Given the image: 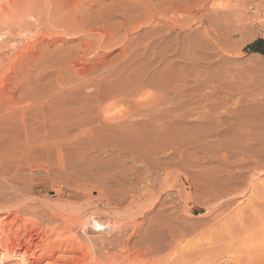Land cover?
Segmentation results:
<instances>
[{
	"label": "rangeland",
	"instance_id": "374dc122",
	"mask_svg": "<svg viewBox=\"0 0 264 264\" xmlns=\"http://www.w3.org/2000/svg\"><path fill=\"white\" fill-rule=\"evenodd\" d=\"M28 1L29 0H0V60H1L0 61V95L5 94L4 96H7V98H8V96L12 97L15 94H16L15 96H18V95L20 96V94L22 95L23 92H26V94L30 95V94L36 92L37 89H39V88L44 87L43 89H46L48 87V85H50V84H51V86H56V87L57 86L58 87L64 86V88L66 87V88L71 89V88H74L79 81H82V79H78V77L80 78V76H78V75H81V74L87 73V72L88 73H87L86 79L91 81L90 83L94 82L93 79H95V81L100 80L103 83L107 82L108 80L110 83L112 80H114L117 83L123 84V83H128L130 81L132 82V81L138 79V77H139V79H138L139 83H137L134 91L129 96L111 97V98H108L105 101H103V103H101V105L99 106L98 113H99V116L101 117V119H105V118L107 119V117H108L107 120H111L112 118H113L112 120H114V117H116V116L119 117V116H121V114H124L125 111L127 112L128 108L132 104L140 103V102L158 101L161 93H164L163 91L165 90V88H164L165 84H166L165 82H166V79L168 77L166 76V74L162 70L163 69L162 64L153 63V60L157 59V57L159 58V56H160L159 53L162 54L163 52H166V53H168V55L166 53H163L165 56H171V53H174L175 51H176V54H179L180 52H182V53H185L186 55L190 54L192 51H197L196 53H198L200 58H201V60L198 62V64L200 63L201 74H206L207 78L209 77L211 80L213 79V81H215L216 85L218 86L216 88L214 94H212L213 97L211 96L212 99L210 97L209 99H207L208 101L207 100H205V101H206V103H209V104L214 103V105H211V106L215 107L217 105L218 109H217V107L215 109L217 111V114H220V115L219 116L217 115L216 118L215 117L213 118V116H212V118L209 117V115L211 114V111L207 112V108H208V106H209V108H211V106L209 104H205L204 103L205 101H203V103H204L203 105L204 106L208 105V106L207 107L203 106L206 110H204L203 107H201V105L199 106L202 108L201 114H203L200 116L199 115L200 112L194 113L193 111H189V108H187V107H190V109L193 110L192 107L196 106V105L192 104L191 101L186 102L184 104V106L190 105V103H191L192 107L187 106L185 109H183V113L180 115V116H182L181 118L177 117L178 120L175 118L174 120H172L170 122H166V124L164 126L162 125L160 127H156L157 129L154 127L155 131H153L154 129H152V130L148 129L147 131L145 130V132H147V133L145 134V132H144L143 135L146 137H144L143 135L140 136V138L144 137V139L142 138L140 140V138H136L137 141L136 140L135 141L138 142L137 147H136V145H133L134 146L133 149H135V151H134L135 152V158H137V159H135L134 161L126 159L127 160L126 162H124L125 160H122V159L119 160L117 157H116L117 158L116 159L115 156H112L113 158L109 159V158H111V155H105L104 152L101 150L102 148H100V150H99V149H96V147H94V146H92V147L90 146V145H95L94 144L95 142H93L92 144H89V142H87L86 139H84V136L81 133H78L77 129L73 130L71 132V135L69 136L70 139L71 138L72 139L71 140L69 139L70 140V141L68 140L69 143L67 144V142H66V144L68 145L69 148L72 145V146H75L74 147L75 149L78 146H80L81 149L82 148L84 149V151H85L84 153L82 151L81 153L78 152L79 155L77 153L75 154L76 156H78V158L76 156H74V158L76 157L77 159H79V157L81 155V157H80L81 159H79L78 163H80L83 160L82 155L85 154L84 158L90 157L93 162L95 161L94 163L96 165L94 163L93 164L95 165V168H97V169H98L99 165H102L104 168L108 167L107 169L108 170L110 169V172L112 169L114 170V167H115V169H117V168L119 169V168L123 167V169H125V170L128 169L127 167H129V168L131 167V171H133L132 169H134V172L136 173L135 176L137 177L138 183L134 189L129 190L128 192L123 194L124 198L122 200L123 202H121L123 204H122V206H121V204H118V206L120 205L119 207L123 209L121 211L119 210L122 213L119 212V213H114L113 215L111 214V212H113L115 209L114 208L115 205L110 203V201L109 202L106 201L109 199L106 195L102 196L99 194V195H97L99 197L94 196V197H91L90 199H88L87 198L88 196H86L85 193L78 192L77 181L80 183V179H79V177L76 178V176H72L75 174L77 175V171L74 172V174H73V171L75 169H78V168L72 169L73 171L70 170V173L69 172L67 173L65 171L63 172L62 170H60L59 169L60 167L57 166L56 164H52V162H50L51 168L52 169L54 168L53 169L54 172H52L51 171L52 169L50 168L49 162L42 161V160L32 162L33 159H31V161L29 160L30 162L27 159H26V161H25V159L23 160L25 162V165L26 166L28 165V166H27V168L25 166L24 169L21 167L20 172H19V170H18V173L16 172L18 179L15 181L13 180V183L11 184V189L6 187L5 184L0 185V204L14 205V204H16L17 200L19 202L21 200L23 202L25 201L26 206L24 205L23 207L24 208L26 207V208L25 209L22 208L20 210L19 214H20L21 218H20V221L18 222V224L23 223L21 221L22 218H23V221L30 219L29 220L30 223H31V220L34 219V221L38 224H40V223L42 224L45 221L43 223V225H45L47 223V225H45V226H47L49 228V226H51V225L54 226L53 223H55V225H59V224L63 225L64 224V222L62 220H60L59 218H51V216H50L51 210L62 211V210H64L63 208H65V210L66 209L68 210L69 207H71L70 210L73 211L74 207H76V208L82 207L83 208L84 205H85L84 206V208H85L87 206V204L89 203V200L92 203H101L102 206L104 207V208L102 207V210H101L103 212H100V211L97 212L96 211V213H97L96 218H98V220H100V221L102 219V221H101L102 223H106V222L110 223L111 222L109 225H105V226L101 227V229H97V227L95 228V226L91 222H89L86 225L87 231H88L87 235L83 234L84 232L82 231V229H84V228H82L83 226L80 224H75L74 225L75 227L73 226L74 228H71L70 231L71 232L75 231V232H73V233H76L74 236L78 235V238L81 237L79 239L83 240L86 243H87L86 240L91 239L88 237H92L93 239H96V240L98 239L97 242L105 239V240H103L104 244H105V242H108V243H106L105 245L103 244V246L101 247V248H103V249H101V250H103L101 252V255L102 254L108 255V253L110 254V252L112 250V254H111L112 256L111 255L110 256H111V258L114 257V258L110 259L109 255H108L109 257H107L105 255L108 264H110V263L116 264V263H114V261H116L118 264H125V263L131 264L132 262H133L132 264H136V263L137 264H147V262L153 260L152 259L153 253H155L154 257L156 259L154 258V260L156 261L158 259L157 256L162 258L163 256L166 255L167 251L170 252V250H173L174 248H176L177 244H179V241L181 242L180 245H178L179 248L177 247L176 249H174L177 252L171 251V255L167 253V255L165 256L164 262L162 261L163 259L160 258L161 260L158 259V261H161V262H158V264H166V263H168V264L169 263L170 264H174V263H176V264L177 263L178 264H185V263L186 264H204V263L205 264H216V263L217 264H232V263L233 264H239V263L240 264H251V263L252 264H264V258H262V255L264 257V247H263L264 243H262V241L264 242V240H263L264 238H262V241H261V237H264V219H263L264 218V199H263L264 198V194H263L264 193V153H263L264 152V135H263L264 134V125H263L264 124V121H263V118H264V59L260 54L250 52L246 49V46L250 42H252L258 38L264 39V30H263L264 29V11L261 9V7L259 8L260 5L258 6V3L261 4L262 1L264 4V0H245L246 3L244 2V0H242V1L241 0H181V4L183 3L182 5L184 7L186 6L185 9L183 8L184 9L183 13H182L184 16L183 19L186 21L185 25L188 24L190 27H187V25H186L185 28L182 27L183 29L174 28V31L172 33H170V35L168 34V36L163 34L162 31H164V33H165V29H162L160 34L153 35L151 39H148L149 35H152L157 30H159L158 29L159 26L157 24L162 23V21L157 18V15H154L152 22L150 21L149 23H143V21H142L143 25L140 23H139V25L134 24V25H131L130 28L128 27V28L123 29V30H122V28H117L118 30L113 33L112 37H110L107 40V42L102 43L100 45L97 44V39H99L98 37L95 39L94 38L95 36L93 37L92 35H89V34L86 35L85 34L86 32H82L80 30V29H82L83 26L78 25L80 27L79 28L77 25H75V26H77V28L79 30H77L75 26H74L75 28L73 27L72 29H70V27H69V29L67 30V28L66 29L64 28L65 27L64 25H63L64 27L62 26L61 22H58V23H60V25H59L57 23L58 20L56 21V19H58L61 14L59 15V13L57 12L58 13V15H57V14L53 13V11L51 12V9H52L51 7H53L52 5H49V6L48 5H46V6L42 5L44 7V9L43 8L40 9L41 11L39 10V12H38L37 6L35 5V9L33 8V10L36 11V8H37V15H36V12H34L35 15H33L34 14L33 10L31 9L32 13H30L31 10L28 9V6H29L28 3L31 2L33 4V2L31 0L29 2ZM70 1L71 0H69V2ZM174 1L175 0H171L172 3ZM104 2L106 4L104 10H106V11L102 10L101 15H105L106 13H108L105 16V17H107L108 15L110 16V12H111V14L114 15V13L112 12L113 10L109 7L111 2H109V0H104ZM241 2H244L245 5L247 6L246 7V14H247V16H249V20L247 21L249 23H246V21H244V20L239 21V23H238V21L233 22V24L228 23L227 22L228 20L226 19L227 16L225 15V13L229 12L230 10L232 11V10L237 9L236 6L239 7L241 5ZM31 3H30V5H31ZM31 6L29 8H31ZM42 6H39V7H42ZM33 7H34V5H33ZM47 7H48V9H47ZM106 8H108V9H106ZM110 9H111L110 12L107 11ZM40 12H41V16L39 17ZM254 14H255V16H254ZM42 15L44 17H42ZM56 15H57V17H56ZM223 15H225V16H223ZM37 16H38V18H36ZM111 16L108 18H111ZM251 16H253V17H251ZM55 17H56V19H55ZM38 19L40 21L42 20L43 23L41 21V23H42L41 24ZM258 19L261 22H259ZM54 22H55V24H54ZM88 24H89V21L83 22L84 26H87ZM100 24L98 23L99 28L97 27L99 29V31L101 32L99 35L104 37V35H101V34H102V32L105 33V31L107 33V29L105 30V28L102 26V24L101 25ZM229 24H230V26H229ZM89 27L91 28V26H89ZM186 28L187 29L189 28V29L187 30ZM205 30L206 31L210 30L209 33L211 32L210 35L212 36L211 40L206 39V37L204 36L203 31H205ZM79 31H81V32H79ZM3 37L5 39H3ZM115 37H116V39H115ZM89 38L91 40H89ZM4 40H5V42H4ZM148 40H149V42H148ZM47 41L49 42V45H44V43ZM38 42H40V44ZM2 44H3V46H2ZM5 45H6V47H5ZM41 45H43L44 47L43 46L41 47ZM90 45L92 48L90 47V50L84 54L83 51L85 49H87ZM174 46H175V48L177 46H179V47H177L174 50V52H171L172 48H174ZM196 47L198 50L196 49ZM166 48L168 51L165 50ZM22 53L24 55H22ZM21 56H22V59H21ZM26 56L27 57L29 56V57L27 58ZM37 56H39V57L43 56V59L46 61L44 66H43V67H46V69L43 70L42 77H40L41 80L44 79L42 81L40 79H37L39 76L37 73V70L33 71V74L29 75V76H27L26 72L22 73V70L27 67L26 65H28L29 63L35 64V62L37 61V58H36ZM14 57H15V59H14ZM150 59H151V61H150ZM20 68H22V69H20ZM93 68L95 70H92ZM192 69H193L192 67L185 65V66H183L182 71L185 73L193 74L194 69H193V71H192ZM20 72L22 75L20 74ZM112 72H113V74H112ZM89 73H90V75H89ZM135 75H137V76H135ZM206 75H205V77H206ZM21 78H22V82L24 81V84L19 83V81H21L20 80ZM19 84L21 86L23 85V88L21 90L18 89ZM88 86H90V84ZM18 90H20V92H18ZM88 91H90L89 87L87 89L85 88L84 92H88ZM209 100H210V102H209ZM211 100H212V102H211ZM21 101H24L23 96H22ZM227 101H232V103L234 101H238L239 104H252V105L254 104V105H259V106L261 105L262 106L260 111H253V112H258V115H257V113H255V114L252 113L253 118L258 122L260 121V123H261V125H259L260 123L258 124L259 126H261V129H262L261 130L260 127H258L259 128L258 131L261 130V131H259L260 133L257 134V132H258L257 131V132H250V134H249L248 133L249 130L244 131V129H240L234 125V129H236V131H237V129L241 130V131L240 130L237 131L238 136L241 134L242 131L245 133H246V131H248L247 132L248 134L246 133V135L251 136L253 133H256L257 135L254 134V136L261 139V141L258 138H257V140L252 141L253 143H251V145H249V147L252 146V148L248 147L249 149L242 151V150H239L238 148L236 149V147L231 145L233 143V141L237 140L236 138H240V137H238L236 135V132L233 130V126L232 127L228 126V125H231V124H229V122L227 120L229 118L228 115L229 114L231 115L229 108H227L229 106L221 108V106L223 107L222 104H224V105H225V103L228 104ZM229 104H231V103H229ZM231 106H233V104ZM198 109L196 111H198ZM230 109H231V107H230ZM203 110L205 111L204 113H203ZM226 110L229 112V114H227ZM206 112L209 113L208 116H207ZM197 113H199V114H197ZM234 115L236 116L238 114L232 113L231 116H234ZM256 115L258 117H256ZM239 117H240V115H239ZM238 119L239 118H237L236 121H238ZM260 119L263 122H261ZM221 120H222V122H221ZM223 121H224V123H223ZM227 123H228V125H227ZM211 127H213V128H211ZM210 128L214 129L215 131L217 130L219 132V134H215L216 137L215 136H211V137L208 136V139L210 140V141L208 140L209 142L215 143L216 140L218 142L220 140V138L218 140V137H221V139L223 137H225V138L227 137L228 141L231 139L232 143H231V141H229L228 146H226V147H228V149L223 144H221L222 146H224V149H227V151H225L223 149L222 150H216L217 148L214 149V147H216L215 145L217 143L213 146V149L211 150V148H212V147H210L211 143L209 144L210 145L209 146L207 144L208 141H206V140L204 142H206V144L209 146V148L207 147V145L203 141H201V142H203L202 143V145L204 144L203 146H206L208 148L207 149L208 151L202 149L204 147H201L202 145H199L201 143H200V141H197V140L204 139V138H202L201 135L204 133L205 130L210 131ZM81 130H83V129H81ZM202 130H204V131H202ZM227 130H229V131H227ZM201 132H202V134H201ZM243 132H242V134H245ZM152 133H154V134H152ZM81 135L83 136L82 138H81ZM217 135H219V136L217 137ZM220 135H222V136L225 135V136L222 137ZM77 136L79 137V140L75 139V138H77ZM232 136L234 137V139ZM235 136H236V138H235ZM177 137H179V138H177ZM200 137L202 139H200ZM203 137H206L205 139H207V136H203ZM98 138H99V135H98ZM142 140H144V142ZM222 140L218 142L217 147H219V145H220L219 143H223ZM140 141H142V142L140 143ZM136 142H135V144H136ZM193 142H194L195 146H194ZM74 143H76V144L79 143L80 145L77 144V146H76ZM103 143L100 142L99 146L101 147L102 145H104ZM143 143H147V144L143 145ZM189 143H190V145H188ZM197 143H198V145H196ZM214 143H212V144H214ZM224 143H225V141H224ZM139 144L141 145V148H140ZM233 144H235V142ZM85 145L86 146L88 145V146L86 148H84ZM165 145H166V147H165ZM144 146H146V147H144ZM198 146H199V148H198ZM149 147H150V150H149ZM255 147H256V149H255ZM142 149L145 151V153H143L144 151ZM200 149H202V150H200ZM98 150L102 151V152H99ZM147 151H148V153H147ZM178 151H182V152L180 153ZM188 151H189V153H188ZM149 152H150V154H149ZM90 154H91V156H90ZM146 154L148 156H146ZM172 154H174V155H172ZM99 155H102V156H99ZM104 155L106 156V158L108 156L109 157L106 159ZM99 157H100V161L103 159L102 162H100L98 160ZM95 158L98 161H96ZM104 158L107 161L104 160ZM140 158H141V160H140ZM163 158H166V160L165 159L163 160ZM158 160H161V161H159L161 163V164L159 163V166H158V162H157ZM26 162L28 164H26ZM154 162H156V163H154ZM146 163L147 164L149 163V164L147 165ZM116 164H117V166H116ZM200 165H201V167H200ZM256 165H257V167H256ZM22 166L24 167L23 162H22ZM102 166H100L99 168H102ZM124 166L126 168H124ZM29 168H30V170H29ZM58 169H59V171H61V173L59 171H57ZM107 169H105V170L108 171ZM46 170H48L49 172ZM141 170H143V171L141 172ZM101 171H104L103 168ZM137 172H139L138 173L139 175L137 174ZM205 175H208V176H205ZM232 175H233V177H232ZM71 177H72L73 181H71ZM209 177H211V178H209ZM229 178H231L232 181H231V179L229 180ZM15 179H16V175H15ZM29 179H31L32 181ZM199 179L201 181H199ZM27 180L31 181L29 183V185L31 184L32 186L28 185L29 181L27 182ZM74 180H76V181H74ZM142 180L144 181V183ZM73 182H76V183L74 184ZM208 182H209V184H208ZM218 182L219 183L221 182V183L219 184ZM201 183L203 184L204 188H203V186L201 187V185H202ZM72 184L75 186H73ZM70 185L72 187H70ZM140 185H142V188L140 187ZM180 185H181V187H180ZM218 185H220L221 188L224 187V189H226V190L228 189V186H230L231 188L233 187V189L227 190V192L226 191L219 192V191L224 190V189H218L220 187ZM201 188H203V189H201ZM215 190L216 191L218 190L217 192H219V194H217V192H215ZM28 191H30V192H28ZM92 192L96 193L95 191H92ZM140 192H143L145 194V196L142 195ZM131 193H134V197L132 196L133 194H131ZM137 193L141 194V195L139 194V198H138V195H136ZM206 193L209 195H207ZM220 193H221V195H220ZM224 193L225 194L227 193L226 196ZM233 193H234V195H233ZM222 194H223V196H222ZM214 195H217V196L220 195L221 197L219 198V196L217 197ZM35 197H37V198H35ZM226 197H230L231 199L226 198ZM259 197H261V198L259 199ZM10 198H13V199H10ZM103 198H104V200H102ZM207 198H208V200H207ZM32 199H34V200H32ZM53 199H56V200L54 201ZM258 199H259V201L262 199L260 201L261 204L259 203ZM32 201H33V203H32ZM162 201H163V203H162ZM226 201H227V203H226ZM256 201L260 205H257L258 203ZM39 202H40V204H39ZM73 202L76 204L74 205ZM105 202H107V203H105ZM224 202H225V204H224ZM44 203L48 207H46L44 205ZM32 204H33V206H32ZM109 204H112V205H109ZM27 205L30 206L29 209H27V207H28ZM38 205H41L42 207H40ZM60 205H64L62 210L60 209L61 208ZM107 205H109V206H107ZM31 206L34 210L31 208ZM110 206H111V208H110ZM112 207H113V209H112ZM76 208H74V209H76ZM129 208H131L133 210L135 208V210L133 211V210H130ZM208 210H209V212H208ZM253 210H254V212H253ZM131 211H133V213L135 211L136 212L133 214ZM25 212H27V213L25 214ZM106 212H108V213L105 214ZM201 212L203 214H200ZM125 213H128V216L131 215L133 217V219H132V217L126 218L124 216H121L122 214H125ZM28 214H29V216H27ZM24 215H26V216H24ZM38 215H40L41 217ZM98 215H100V216H98ZM256 215H257V217H256ZM4 216H6L5 213H0V240L2 238V240L4 241V244H0V259H1L0 264H19V263L23 264L21 261L23 247L20 246V248H18L14 251L13 245L10 244V242H12L11 238H13V236H11L10 240L5 242L6 229L3 226L5 225V222L7 220H9L10 218L8 217V219L6 218V220H5V218H3ZM117 216H119V217L121 216L123 218L120 219ZM30 217H32V219ZM50 218H51V221L48 220ZM106 219L107 220L109 219V221H106ZM125 219H128V220L126 221ZM55 220H56V222H55ZM27 221H26V223H27ZM29 221H28V224L30 225ZM124 221H126V222L121 223V225L123 226L122 227L120 225V222H124ZM131 221H132V223H131ZM133 221H135V222H133ZM149 221H150V223H149L150 225L152 223L156 224V225L152 224V226H150L147 223ZM169 221H170V223H169ZM164 222H165V224H164ZM134 223H135V225H134ZM136 223L139 226V227L137 226V228H136ZM158 223H160V224H158ZM162 223H163V225H162ZM145 225H149V226H145ZM159 225L162 229H158ZM164 225L167 227L168 230L166 229V227H164ZM76 226L77 227L79 226L80 229L78 228V230H77ZM106 226H108V228H106ZM154 226H157L155 228H157L158 230H155ZM173 226L176 229H177V227H179L178 229H180V231H181L180 235H179L181 238L178 236V237H176L175 241H172L169 238L171 232L174 230L176 231V229H174ZM125 227H126V229H125ZM170 227H172V229H173V230L171 229L172 231H169ZM119 228H121V229H119ZM140 228H141V231H140ZM144 228L145 229L150 228V230L153 229V231H151V232L149 231V229H147V230L150 232V235L152 234V236H153L152 239L156 238V240H154V241L151 240L150 235H149L150 238L147 237V240H146V238H144V241L145 242L148 241L147 242L148 244L145 243L142 240V238L140 240L139 239L140 235H142V237H143L144 233H145L144 235H147L149 233V232L145 231ZM3 230L5 232H3ZM58 230H61V229H57V231ZM57 231H56V233H57ZM70 231H68V232L66 231L67 233L65 232V234L62 232V230L60 231L61 233L58 231V234H57L58 236H56V237L59 238V235H61L60 236L61 239L63 238V239H67V240H72L73 234ZM155 231L158 233V235L155 233ZM182 231H183V233H182ZM210 232H211V234H210ZM68 233H71L72 235L68 234ZM195 233H197V234H195ZM220 233L221 234L223 233L222 234V236H223L222 240L220 239L221 237H219V235L221 236ZM227 233H229V234H227ZM112 234H114V235H112ZM161 234H163V235L165 234L168 237V238L166 237V239L168 241L165 240V235L163 237ZM224 234H226V235H224ZM89 235H91V236H89ZM111 235L114 238L111 237ZM154 235H156V236H154ZM216 235H218V236H216ZM1 236H3V237H1ZM99 236L102 238L101 240H100ZM115 236H117L118 238L115 239L116 238ZM121 236L123 237V240H120V241H122V243L121 242L119 243L118 239L122 238ZM158 236H160V237L162 236L163 238L159 237L160 238L159 239ZM214 236H216V237H214ZM53 237H55V235ZM106 239H108V240L112 239V240H110L111 243L109 244L110 241H106ZM157 239L159 240V242L157 241ZM177 239H179V240L176 241ZM193 239H194V241H193ZM138 240H140L141 242H144L145 244L144 243L143 244H144V246L146 245L147 248L150 245L149 242L153 243V244H151L153 246L149 247L151 249H152V247L155 246V241H157V244H156L157 246H155V248H157L158 251H157V249L154 250L155 248H153L152 250L150 249L151 251H147V252L150 253L153 251V253H151V255H149V253L146 252V250H149V249L143 248V249H145L144 251H143V249H140V248H142L141 245H143V244L142 243L140 244V241H138ZM88 241H90V240H88ZM112 241L115 242V245H113L114 243H112ZM127 241H129L128 244L131 247L132 246L135 247L134 245L136 244L137 245L135 247L136 249L135 248H128L130 246H128V244H126ZM207 241H209V242H207ZM218 241H219V244H218ZM132 242H134L133 245H131ZM136 242H138V243H136ZM160 242L161 243L163 242L164 244H161ZM184 242H186V243H184ZM116 243H118L119 245L122 244L124 247H126L125 250L130 249L133 252H131L129 250L125 251L123 246H119V250H118L117 249L118 247H116V246H118V244H116ZM158 243H160L161 246L164 245L165 247H167L168 244H169V246L167 247V249L162 246V248L165 249V251H164L161 249V247L158 248ZM171 243H173V245L175 243L176 246L174 245V248H173V245ZM107 244L110 246L112 244V246L110 247ZM170 244L172 245V247ZM186 244H188L189 246ZM194 244L197 247L194 246ZM208 244H209V246H207ZM138 245L141 247H139ZM221 245H223L225 247L223 248V246H221ZM104 246H105V248H104ZM106 246H108L111 249L109 250V248L108 247L106 248ZM181 246H182V249H180ZM185 246H186V248L188 246V248L187 249L184 248ZM219 246H220V249H219ZM114 247L117 251L114 249ZM120 247L122 248V250ZM200 247L202 248V250H200L201 249ZM207 247H208V249H207ZM211 247H212V249H211ZM206 249L209 252H205ZM226 249H227V251H226ZM240 249H242V250H240ZM256 249H257V251H256ZM92 250H93V247H91L89 256L91 255ZM105 250L106 251L109 250L108 253H106ZM120 250L122 251V253H120V254H122L123 256L119 255V252H121ZM186 250H188V252ZM221 250H223L224 252ZM104 251H105V253H104ZM113 251L117 252L118 255H116V258L118 260L115 259L116 253H113ZM127 251L131 254V256L129 255V253ZM94 252H96V250H93V254H94ZM136 252H138V253H136ZM220 252H222V253H220ZM243 252H244V254H243ZM126 253H128V255L131 258L129 256L127 257ZM133 253H135L137 255H135ZM199 253L201 255L205 253L208 259L206 258L205 254L203 256H205V258L207 260H205L204 257L199 256L200 255ZM38 254H39V252H36L35 257H37ZM60 254H61L60 251H56L54 253V257L51 259H47V258H36L35 259V257L33 258L31 255H29L31 257H28V261L26 264H52L55 261V259L58 256H60ZM93 254L91 256L93 258V256L95 255L94 256V258H95L96 253L94 255ZM61 255H65V254L62 253ZM69 255L70 254H66V256H64V257H66V259H67L68 257L72 256V254L70 256ZM125 255H126L127 259H126ZM257 255L259 256V259H258ZM89 256H87L86 259ZM167 256H169V258ZM179 256H180V258H179ZM184 256H186V257H184ZM196 256L198 258H195ZM245 256H247V257H245ZM103 257H104V255H103ZM122 257H124L123 261H121ZM133 257H135V258H133ZM63 258H62V260H63ZM92 258H90V260L88 258L90 263L86 262V264L87 263L92 264V262H91ZM138 258H139V261H138ZM211 258H212V260H211ZM213 258H214V260H213ZM52 259L54 261H52ZM130 259L132 262H129ZM134 259H136V260H134ZM147 259H149V260H147ZM169 259H170V262H168ZM172 259H176L175 260L176 262ZM185 259H186V261L188 260L187 262H189V263H187L185 261ZM237 259H239V260H237ZM50 260L52 261V263H50L51 262ZM88 260H84V261H88ZM171 260L174 263H172ZM199 260H201V261H199ZM253 260H255V261H253ZM125 261H127V262H125ZM155 261H152V263L151 262L150 263L151 264H157ZM177 261H180V262H177ZM190 262H192V263H190ZM150 263H148V264H150Z\"/></svg>",
	"mask_w": 264,
	"mask_h": 264
},
{
	"label": "bare ground",
	"instance_id": "6f19581e",
	"mask_svg": "<svg viewBox=\"0 0 264 264\" xmlns=\"http://www.w3.org/2000/svg\"><path fill=\"white\" fill-rule=\"evenodd\" d=\"M30 1V0H29ZM28 1V2H29ZM33 2V4L31 3H28V9H32L33 8L35 9V5L37 6L38 8V12L40 9H44L43 6H46V5H52L53 7H51V12L53 11V13L57 14L59 13L60 17L58 19H56L57 23L58 22H61L62 26L67 30L69 29H72L75 25H79V26H83L82 29H80L82 32H86L85 34L86 35H92L95 39L98 37L99 39H97V44H102V43H105L107 42V40L112 37L113 33L116 32L118 29L117 28H122L123 29H126V28H130L131 25H134V24H137L139 25L142 24V21L143 23H149L150 21L152 22V19L154 17V15H157V18L159 20L162 21L161 24H157L159 27L154 34L152 35H149V38L148 39H151L153 35H158L161 33L162 29H165V33L164 31L163 34L164 35H167L168 34L170 35V33H172L174 31V28H180V29H183L182 27H190L188 24L185 25L186 21L183 19V10L185 9V7L181 4V0H175L173 3L171 2V0H109L110 3V8L113 10L112 12L114 13L111 14V9L110 10H107L110 12V16L111 18H108L110 17L109 15L107 17L106 13L105 15H101V12L102 10L105 9V2L104 0H71L69 2V0H31ZM242 1V0H241ZM244 2L246 3V1L244 0ZM244 2H241V5L239 7L236 6L237 9L235 10H228L229 12H226L225 15L227 16L226 19L228 20L227 22L230 23V24H233V22H237L239 23V21L241 20H244L246 21V23H249L247 22L249 20V16H247L246 14V5ZM114 4V5H113ZM194 4V3H193ZM34 5V7H33ZM43 5V6H42ZM109 5V4H108ZM260 5V6H259ZM31 6V8H29ZM39 6H42V7H39ZM194 6V5H193ZM258 6L259 8L261 7V9L264 11V4H263V1L261 4L258 3ZM108 7V8H109ZM37 8H36V11L33 10V13L36 12V15H37ZM106 8V9H108ZM184 8V9H183ZM46 9V8H45ZM48 9V7H47ZM32 10L30 13H32ZM248 10V9H247ZM41 11V10H40ZM106 11V10H104ZM58 12V13H57ZM254 12V11H253ZM48 13V12H47ZM256 13V12H255ZM39 14V13H38ZM46 14V13H45ZM54 14V15H55ZM224 14V13H223ZM35 15V13L33 14ZM194 15V14H193ZM223 15V16H225ZM32 16V15H31ZM41 16V12L39 14V17ZM255 16V14H254ZM33 17V16H32ZM42 17H44L42 15ZM194 17V16H193ZM253 17V16H251ZM38 18V16L36 17ZM48 18V17H47ZM108 18V19H107ZM40 19V18H39ZM38 19V20H39ZM257 19V18H256ZM45 20V19H44ZM40 21V20H39ZM42 21V20H41ZM40 21V23H41ZM89 21V24L87 26H84L83 25V22H87ZM185 21V22H184ZM243 21V22H244ZM259 21V19H258ZM111 22V23H110ZM226 22V23H227ZM261 22V21H259ZM263 22V21H262ZM43 23V21H42ZM41 23V24H42ZM98 23L102 24V26L105 28V30L107 29V33L105 31V33L102 32L101 35H104L103 36H100L99 34L101 33L99 31V26H98ZM225 23V24H226ZM227 23V24H228ZM245 23V24H246ZM55 24V22H54ZM60 25V23H58ZM100 24V25H101ZM190 24V23H189ZM226 24V25H227ZM229 24V26H230ZM252 24V23H251ZM250 24V25H251ZM254 24V23H253ZM143 25V24H142ZM67 26V27H66ZM76 27L77 30H79L78 28ZM78 26V27H79ZM91 26V28L89 27ZM232 26V25H231ZM44 27V26H43ZM47 27V26H46ZM74 27V28H75ZM94 27V28H93ZM98 27V28H97ZM80 28V27H79ZM227 28V27H226ZM187 29V28H186ZM189 29V28H188ZM187 29V30H188ZM208 29V28H207ZM206 29V30H207ZM75 30V29H74ZM203 31L204 33V36L206 37V39L208 40H211L212 39V36L210 35L211 32L209 33L210 30L208 31ZM65 31V30H64ZM79 31V32H81ZM186 31V30H185ZM213 31V30H212ZM119 32V31H118ZM153 32V31H152ZM226 32V31H225ZM42 34V33H41ZM81 34V33H80ZM84 34V35H85ZM224 34V33H223ZM46 36V35H45ZM91 36V37H92ZM86 37V36H85ZM90 37V38H91ZM92 37V38H93ZM120 37V36H119ZM163 37V36H162ZM227 37V36H226ZM89 38V40H91ZM3 39H5L3 37ZM42 39V38H41ZM116 39V37H115ZM121 39V38H120ZM131 39V38H130ZM134 39V38H133ZM47 40V39H46ZM45 40V41H46ZM51 40V39H50ZM119 40V39H118ZM155 40V39H154ZM153 40V41H154ZM117 41V40H116ZM115 41V42H116ZM152 41V40H151ZM5 42V40H4ZM42 42V41H41ZM133 42V41H132ZM149 42V40H148ZM196 42V41H195ZM3 43V42H2ZM40 44V42H38ZM43 43V42H42ZM41 43V44H42ZM149 44V43H148ZM44 45H49V42H45ZM92 45V44H91ZM91 45L85 49L83 52L84 54L86 52H88L90 50V47ZM152 45V44H151ZM3 46V44H2ZM43 45H41L42 47ZM93 46V45H92ZM126 46V45H125ZM129 46V45H128ZM189 46V45H188ZM6 47V45H5ZM44 47V46H43ZM169 47V46H168ZM179 47V46H177ZM176 47V48H177ZM92 48V47H91ZM164 48V47H163ZM175 46L174 48H172V51L171 52H174V50L176 49ZM181 48V47H180ZM195 48V47H194ZM189 49V48H188ZM197 49V47H196ZM195 49V50H196ZM153 50V49H152ZM167 50V48L165 49ZM170 50V49H169ZM179 50V49H178ZM181 50V49H180ZM194 50V49H193ZM198 50V49H197ZM161 51V50H160ZM168 51V50H167ZM191 51V50H190ZM82 52V53H83ZM170 52V53H171ZM180 52V51H179ZM197 51H192L190 54H185V53H182L180 52L179 54H176V51L174 53H171V56H165L163 53H166V52H163L162 54L159 53V58L157 57V59L153 60V63H157V64H162L163 66V72L166 74V76L168 77L166 79V84H165V90L163 91L164 93H161V95L159 96L160 98L158 99V101H155V102H140V103H134L132 104L127 112L125 111L124 114H121V116L119 117H114V120H107L105 119H101V117L99 116V113H98V110H99V106L101 105V103H103V101H105L106 99L108 98H111V97H115V96H129L135 89L137 83H139V77L138 79L134 80V81H130L128 83H123V84H120V83H117L115 82L114 80H110L111 82L109 83V80L107 82H101L100 80H97L92 83H90L91 81L87 80L86 79V76H87V73H83L81 75H78L80 76V78L78 77V79H82V81H79L76 86L74 88H64V86L62 87H56V86H51L48 85V87L46 89H43V88H39L37 89L36 92L32 93V94H26V92H23L22 95L20 94V96H15L13 95L12 97L8 96H4L5 94H1L0 95V185L2 184H5L6 187H8L9 189H11V184L13 183V180H17V173H18V170L20 172V168L22 167L23 169L25 168V162L23 161L26 159L29 161L32 160V162H35V161H38V160H42V161H46V162H52V164H56L57 166H59L58 168L60 170H62L63 172H69L70 173V170L72 169H75V168H78V169H75L73 171V174L74 172L77 171V175H72V176H76V178L79 177L80 179V183L77 181V185H78V192H82V193H85L86 196H88L87 198L90 199L91 197H94V196H97V195H106L109 199L106 200V201H110V203H112L114 206V211L111 212V214L113 215L114 213H119L121 210H123L122 208H120L118 206V204H122L121 202H123V194L128 192L129 190H132L136 187L137 185V177L135 176L136 173L134 172V169H132L133 171H131V167H127L128 169L125 170L122 168H117L115 169L114 167V170L112 169L111 172H110V169L108 170L106 167L104 168L102 165H97L98 166V169L95 168V161L93 162L92 159L89 157V158H84V155H82V158L83 160L78 163L79 159H81V155L78 158V156H76L75 154L78 152H82L83 153L85 152L84 149L80 148V146H78L76 149L74 148L75 146H72L69 148L68 147V140L70 139V135H71V132L73 130H78V133H81L83 136H84V139H86L87 142H89V144H92L93 142H95L94 144L95 145H90L91 147L94 146L96 147V149H99L102 148L101 150L104 152L105 155H111V158L109 159H112L113 157L112 156H115V158L117 157L119 160H125L124 162H126L127 160H132L134 161L135 159V149H133V145H136L137 147V143L136 142V138H140V136L143 135V133L145 132V130L147 131L148 129H154V127H160V126H164L166 124V122H170L172 120H174L175 118L177 119V117L181 118L182 116H180L182 113H183V109H185L187 106H191V103L196 105V106H191L193 108L190 109V107H187L189 108V111H193L194 113L195 112H200L197 113L199 114L200 116L203 115L201 114L202 112V108L205 104H209V103H206L205 100L209 99L212 94H214L216 88L218 87L215 83V81H213V79L211 80L209 77L207 78V75L206 74H201V67H200V63L198 64V62L201 60L200 56L198 53H196ZM16 54V53H15ZM20 54V53H19ZM168 55V53H166ZM22 55H24L22 53ZM26 55V54H25ZM33 55V54H32ZM31 55V56H32ZM149 55V54H148ZM154 55V54H153ZM156 55V54H155ZM202 56V55H201ZM27 57V56H26ZM29 57V56H28ZM27 57V58H28ZM37 61L34 63H29L28 65H26L27 67L25 69L22 70V73H25L27 74V76L29 75H32L33 74V71L37 70V73H38V78L37 79H40V77H42V72L43 70L46 69V67H43L44 64H45V60L43 59V56L39 57L37 56ZM15 59V57H14ZM21 59H22V56H21ZM26 60V59H25ZM1 61V60H0ZM3 61V60H2ZM14 61V60H13ZM28 61V60H27ZM151 61V59H150ZM148 62V61H147ZM18 63V62H17ZM127 63V62H126ZM3 64V63H2ZM190 66L194 69V73L193 74H190V73H185L182 71L183 69V66ZM46 66V65H45ZM203 66V65H202ZM25 67V66H24ZM49 67V66H48ZM22 69V68H20ZM192 69V71H193ZM92 70H95L94 68ZM94 72V71H93ZM96 72V71H95ZM92 73V72H91ZM206 73V72H205ZM21 74V72H20ZM19 74V75H20ZM113 74V72H112ZM22 75V74H21ZM90 75V73H89ZM88 75V76H89ZM206 75V77H205ZM26 76V75H25ZM108 76V75H107ZM137 76V75H135ZM99 77V76H98ZM203 77V78H202ZM20 78V77H19ZM24 79V78H23ZM99 79V78H98ZM21 81H19V83L21 84H24V81L22 82V78L20 79ZM44 80V79H42ZM41 80V81H42ZM2 81V80H1ZM117 81V80H116ZM18 83V82H17ZM16 83V84H17ZM90 84V86H88ZM72 85V84H71ZM17 86V85H16ZM19 86V87H18ZM18 89H22L23 88V85L21 86L20 84L18 85ZM16 87V88H17ZM89 87V90L88 92H84L85 88L87 89ZM20 90H18V92H20ZM84 93H83V92ZM3 92V91H2ZM4 96V97H3ZM22 96L24 97V101H21L22 100ZM213 97V96H212ZM211 97V99H212ZM204 99V100H203ZM191 101L190 105H185L184 104L186 102H189ZM203 101H205L203 103ZM208 101V100H207ZM210 102V100H209ZM212 102V100H211ZM202 103V104H201ZM228 104L225 103L222 104L223 107L221 106V108H224V107H227L229 108V111L231 112V115L232 113H236L238 115H234V116H231L229 114V112L227 111V114L228 115V122L229 124L231 125H227L232 127L233 126V130L236 132V135L238 134L237 131H239L240 129H244L245 130H249L246 131V133L248 132L250 134V132H257L258 131V127H260L261 129V123L260 121H256L254 118H253V114L252 113H257L258 115V112H253V111H260L262 106L260 105H252V104H239L238 101H234L232 103V101H227ZM231 103V104H229ZM199 104V105H198ZM233 104V106H231ZM201 105V107H199ZM210 106L211 105H214V103L212 104H209ZM206 106V105H205ZM204 106V107H205ZM208 106V105H207ZM206 106V107H207ZM220 106V105H219ZM195 107V108H194ZM203 107L204 110H206L205 108ZM218 109V106L216 105L215 107L214 106H211V108H207V112L211 111V114L209 115V117L213 118L217 117V115L219 116L220 114H217V111H216V108ZM231 107V109H230ZM198 111H196L197 109ZM220 109V108H219ZM195 110V111H194ZM201 110V111H200ZM203 110V113L205 112ZM185 111V110H184ZM102 112V111H101ZM207 116L209 113H207ZM221 112V111H220ZM261 113V112H260ZM259 113V114H260ZM222 114V113H221ZM262 114V113H261ZM240 115V117H239ZM256 115V117H258ZM198 116V115H197ZM225 116V115H224ZM204 117V116H203ZM235 117V118H234ZM103 118V117H102ZM201 118V117H200ZM210 118V119H211ZM221 118V117H220ZM225 118V117H224ZM238 119V121H236ZM258 119V118H257ZM178 120V119H177ZM181 120V119H180ZM198 120V119H197ZM204 120V119H203ZM223 120V119H222ZM221 120V122H222ZM235 120V121H234ZM261 120V119H260ZM218 121V120H217ZM263 121H264V118H263ZM261 120V122H263ZM214 122V121H213ZM227 122V121H226ZM224 123V121H223ZM260 123V124H259ZM259 124V125H258ZM208 125V124H207ZM234 125L237 126L238 128L240 129H234ZM264 125V124H263ZM173 126V125H172ZM184 126V125H183ZM166 127V126H165ZM210 127V126H209ZM220 127V126H219ZM236 127V128H237ZM192 128V127H191ZM194 128V127H193ZM213 128V127H211ZM210 128V131H204V133L202 134L201 132V137L200 139L202 140H197V141H200L201 144L199 145H202V143L206 140L208 141V136L211 137V136H215V134H219V132L214 129H211ZM222 128V127H221ZM83 129V130H81ZM157 129V128H156ZM166 130V129H165ZM172 130V129H171ZM194 130V129H193ZM214 130V131H213ZM262 130V129H261ZM259 130V131H261ZM150 131V130H149ZM155 131V129L153 130ZM229 131V130H227ZM241 131V130H240ZM257 132L260 133V132ZM198 132V131H197ZM216 132V133H215ZM243 132V131H242ZM241 132V136L237 135L238 137L240 138H235L237 140L233 141V143L235 142V144L232 143L231 139L229 141H231V145H233L234 147H236V149L238 148L239 150H242V151H245L249 148H252L249 147V145H251V143H253L252 141H255L257 140L258 137H255L254 134L256 133H251L252 135H246L245 134H242ZM147 132H145L146 134ZM159 133V132H158ZM157 133V134H158ZM167 133V132H166ZM247 133V134H248ZM150 134V133H149ZM154 134V133H152ZM235 134V133H234ZM256 134V135H257ZM262 134V133H261ZM260 134V135H261ZM81 135V138L83 137ZM98 135H99V138H98ZM148 135V134H147ZM151 135V134H150ZM167 135V134H166ZM193 135V134H192ZM264 135V134H263ZM144 136V135H143ZM203 136H207V139H205L206 137H203ZM219 135H217L218 137ZM222 136V135H220ZM225 136V135H223ZM222 136V137H223ZM259 136V135H258ZM146 137V136H144ZM144 137H142L144 139ZM149 137V136H148ZM152 137V136H151ZM158 137V136H157ZM195 137V136H194ZM216 137V136H215ZM233 137V136H232ZM261 137V136H260ZM140 138V140L142 139ZM155 138V137H154ZM153 138V139H154ZM179 138V137H177ZM181 138V137H180ZM214 138V137H213ZM220 138V140H219ZM225 137H223L221 139V137H218V140L221 141L223 143H219V147L218 146V142L217 140L214 142H209L208 141V145L211 148V150L213 149V146L215 145L216 147H214V149L216 150H225L227 151L228 147V139L227 137L224 139ZM72 139V138H71ZM70 139V140H71ZM75 139H78L79 140V137L77 136V138ZM83 139V140H84ZM199 139V138H198ZM227 139V140H226ZM234 139V137H233ZM239 139V140H238ZM260 139V138H258ZM263 139V138H262ZM69 140V141H70ZM81 140V139H80ZM100 140V141H99ZM136 140V141H135ZM149 140V139H148ZM151 140V139H150ZM73 141V140H72ZM98 141V142H97ZM144 142V140H142ZM140 141V143L142 142ZM170 141V140H169ZM196 141V142H197ZM203 141V142H201ZM237 141V142H236ZM261 141V139H260ZM67 142V144H66ZM74 142V141H73ZM80 142V141H79ZM97 142V143H96ZM100 142L103 143L104 145H102L101 147L99 146L100 145ZM136 142V144H135ZM152 142V141H151ZM195 142V141H194ZM193 142V144H194ZM257 142V141H256ZM184 143V142H183ZM191 143V142H190ZM190 143L188 145H190ZM206 144V142H204ZM214 143V144H212ZM76 146L77 144L79 143H74ZM144 144H147V143H143ZM206 144V145H207ZM221 144H223L227 149H224V146H222ZM70 145V144H69ZM80 145V144H79ZM140 145V144H139ZM167 145V144H166ZM165 145V147H166ZM180 145V144H179ZM198 145V143L196 144ZM204 145V144H203ZM201 146V147H204L202 149L208 151L207 149L209 148V146L207 145L206 146ZM261 145V144H260ZM88 146V145H87ZM85 145L84 148L87 147ZM104 146V147H103ZM154 146V145H153ZM170 146V145H169ZM195 146V144H194ZM74 149H73V148ZM82 147V146H81ZM135 147V148H136ZM146 147V146H144ZM148 147V146H147ZM184 147V146H183ZM249 147V148H248ZM254 147V146H253ZM258 147V146H257ZM140 148H141V145H140ZM179 148V147H178ZM199 148V146H198ZM219 148V149H218ZM73 151H72V150ZM89 149V148H88ZM94 149V148H93ZM171 149V148H170ZM175 149V148H174ZM188 149V148H187ZM200 149V150H202ZM254 149V148H253ZM256 149V147H255ZM258 149V148H257ZM98 150V151H99ZM143 150V149H142ZM148 150V149H147ZM149 150H150V147H149ZM180 150V149H179ZM185 150V149H184ZM203 150V151H204ZM102 151H99V152H102ZM137 151V150H136ZM144 151V150H143ZM152 151V150H151ZM187 151V150H186ZM205 151V152H206ZM253 151V150H252ZM156 152V151H155ZM162 152V151H161ZM178 152H182V151H178ZM204 152V153H205ZM256 152V151H255ZM145 153V151L143 152ZM148 153V151H147ZM185 153V152H184ZM189 153V151H188ZM212 153V152H211ZM215 153V152H214ZM264 153V152H263ZM140 154V153H139ZM150 154V152H149ZM153 154V153H152ZM178 154V153H177ZM232 154V153H231ZM79 155V154H78ZM97 155V154H96ZM104 155V156H105ZM142 155V154H141ZM165 155V154H164ZM171 155V154H170ZM174 155V154H172ZM226 155V154H225ZM229 155V154H228ZM227 155V156H228ZM74 156H76L74 158ZM87 156V155H86ZM85 156V157H86ZM91 156V154H90ZM99 156H102V155H99ZM144 156V155H143ZM146 156H148L146 154ZM156 156V155H155ZM205 156V155H204ZM215 156V155H214ZM219 156V155H218ZM230 156V155H229ZM241 156V155H240ZM97 157V156H96ZM109 157V156H108ZM107 157V158H108ZM137 157V156H136ZM187 157V156H186ZM106 158V156H105ZM104 158V160H106ZM116 158V159H117ZM167 158V157H166ZM166 158H163V160ZM197 158V157H196ZM224 158V157H223ZM226 158V157H225ZM229 158V157H228ZM91 161H90V160ZM94 159V158H93ZM115 159V160H116ZM127 159V160H126ZM145 159V158H144ZM161 159V158H160ZM239 159V158H238ZM237 159V160H238ZM96 160V158H95ZM100 161V157L98 159ZM96 160V161H98ZM103 160V159H102ZM102 160L100 162H102ZM141 160V158H140ZM243 160V159H242ZM241 160V161H242ZM29 161V162H30ZM107 161V160H106ZM137 161V160H136ZM143 161V160H142ZM159 161L161 160H158V166H159ZM22 162H23V165L24 167L22 166ZM120 162V161H119ZM118 162V163H119ZM176 162V161H175ZM95 165H94V164ZM142 163V162H141ZM156 163V162H154ZM194 163V162H193ZM196 163V162H195ZM26 164H28L26 162ZM31 164V163H30ZM147 164V163H146ZM149 164V163H148ZM147 164V165H148ZM151 164V163H150ZM161 164V163H160ZM94 165V166H93ZM115 165V164H114ZM119 165V164H118ZM121 165V164H120ZM196 165V164H195ZM194 165V166H195ZM198 165V164H197ZM28 166V165H27ZM26 166V168H27ZM100 166H102L103 170L104 171H101L102 168H99ZM117 166V164H116ZM129 166V165H128ZM133 166V165H132ZM169 166V165H168ZM262 166V165H261ZM154 167V166H153ZM201 167V165H200ZM255 167V166H254ZM257 167V165H256ZM37 168V167H36ZM50 168H51V163H50ZM124 168H126L124 166ZM165 168V167H164ZM48 169V168H47ZM52 169V168H51ZM54 169V168H53ZM51 170L52 172H54V170ZM59 169L57 171H59ZM101 169V170H100ZM105 169H107L108 171H106ZM212 169V168H211ZM215 169V168H214ZM226 169V168H225ZM30 170V168H29ZM100 170V171H99ZM203 170V169H202ZM48 171V170H46ZM50 171V172H51ZM143 170H141L142 172ZM194 171V170H193ZM201 171V170H200ZM17 172V173H16ZM49 172V171H48ZM47 172V173H48ZM61 173V171H59ZM192 172V171H191ZM199 172V171H198ZM56 173V172H55ZM139 172H137L138 174ZM72 174V173H71ZM70 174V175H71ZM202 174V173H201ZM15 175H16V179H15ZM48 175V174H47ZM139 175V174H138ZM141 175V174H140ZM177 175V174H176ZM203 175V174H202ZM213 175V174H212ZM225 175V174H224ZM223 175V176H224ZM59 176V175H58ZM205 176H208V175H205ZM210 176V175H209ZM215 176V175H214ZM229 176V175H228ZM190 177V176H189ZM221 177V176H220ZM230 177V176H229ZM233 177V175H232ZM231 177V178H232ZM238 177V176H237ZM252 177V176H251ZM74 178V177H73ZM191 178V177H190ZM194 178V177H193ZM197 178V177H196ZM195 178V179H196ZM200 178V177H199ZM202 178V177H201ZM207 178V177H206ZM211 178V177H209ZM229 178V180L231 179ZM78 179V180H79ZM203 179V178H202ZM237 179V178H236ZM235 179V180H236ZM31 180V179H29ZM27 180V182L29 181ZM60 180V179H59ZM70 180V179H69ZM140 180V179H139ZM222 180V179H221ZM250 180V179H249ZM32 181V180H31ZM29 181L28 182V185L29 183L31 182ZM71 181L72 180V177H71ZM76 181V180H74ZM143 181V180H142ZM196 181V180H195ZM199 181H201L199 179ZM205 181V180H204ZM207 181V180H206ZM209 181V180H208ZM218 181V180H217ZM216 181V182H217ZM228 181V180H227ZM232 181V179H231ZM224 182V181H223ZM238 182V181H237ZM72 183V182H71ZM74 184L76 182H73ZM144 183V181H143ZM204 183V182H203ZM207 183V182H206ZM219 183V182H218ZM221 183V182H220ZM219 183V184H220ZM225 183V182H224ZM27 184V183H26ZM25 184V185H26ZM70 184V183H69ZM152 184V183H151ZM195 184V183H194ZM202 184V183H201ZM209 184V182H208ZM228 184V183H227ZM73 185V184H72ZM198 185V184H197ZM207 185V184H206ZM230 185V184H229ZM29 186H32L31 184ZM67 186V185H66ZM75 186V185H73ZM147 186V185H146ZM145 186V187H146ZM189 186V185H188ZM199 186V185H198ZM203 186V184L201 185V187ZM208 186V185H207ZM220 186V185H218ZM217 186V187H218ZM224 186V185H223ZM228 186V185H227ZM69 187V186H68ZM70 187H72L70 185ZM140 187L142 188V185H140ZM150 187V186H149ZM179 187V186H178ZM181 187V185H180ZM195 187V186H194ZM197 187V186H196ZM226 187V186H225ZM139 188V187H138ZM204 188V186H203ZM201 188V189H203ZM250 188V187H249ZM255 188V187H254ZM31 189V188H30ZM29 189V190H30ZM218 189H224L221 188V186L218 188ZM233 189V187L231 188L230 186H228V189L227 190H231ZM15 190V189H14ZM17 190V189H16ZM28 190V189H27ZM32 190V189H31ZM181 190V189H180ZM226 189L224 190H221L219 192H222V191H226ZM92 191H95L96 193H93ZM134 191V190H133ZM213 191V190H212ZM218 191V190H217ZM215 190V192H217ZM251 191V190H250ZM30 192V191H28ZM135 192V191H134ZM219 192H217V194H219ZM238 192V191H237ZM142 195L145 196V194L143 192H140ZM139 193V194H140ZM242 193V192H241ZM15 194V193H14ZM133 194L132 196L134 197V193H131ZM139 194L137 193L136 195H138V198H139ZM140 194V195H141ZM147 194V193H146ZM195 194V193H194ZM207 194V193H206ZM225 194V193H224ZM227 194V193H226ZM225 194V196H226ZM229 194V193H228ZM264 194V193H263ZM209 195V194H207ZM211 195V194H210ZM221 195V193H220ZM220 195L219 198L221 197ZM234 195V193H233ZM237 195V194H236ZM214 196H217V195H214ZM217 196V197H218ZM223 196V194H222ZM99 197V196H97ZM96 197V198H97ZM136 197V196H135ZM231 197V196H230ZM230 197H226V198H230ZM247 197V196H246ZM263 197V196H262ZM37 198V197H35ZM151 198V197H150ZM211 198V197H210ZM261 197H259L260 199ZM10 199H13V198H10ZM27 199V198H26ZM41 199V198H40ZM64 199V198H63ZM107 199V198H106ZM134 199V198H133ZM197 199V198H196ZM231 199V198H230ZM258 199V201H259ZM264 199V198H263ZM24 200V199H23ZM34 200V199H32ZM36 200V199H35ZM46 200V199H45ZM54 201L56 199H53ZM59 200V199H58ZM94 200V199H93ZM101 200V199H100ZM104 200V198L102 199ZM125 200V199H124ZM127 200V199H126ZM135 200V199H134ZM149 200V199H148ZM194 200V199H193ZM208 200V198H207ZM228 200V199H227ZM233 200V199H232ZM257 200V199H256ZM262 200V199H261ZM260 200V201H261ZM14 201V200H13ZM22 201V200H21ZM19 202L17 200L16 204L14 205H6V204H0V213H5L6 216H4L3 218H6L8 219V217L10 218L9 220H7L5 222V225L3 226L5 229H6V235H5V242L10 240L11 236H13L12 239V242H10L11 245H13L14 247V251L18 248L23 247V250H22V263L26 264L27 261H28V257H35V254L36 252H39L38 256L35 257L36 258H47V259H51L54 257V253L56 251H60L61 254H65V255H61L58 256L55 261L52 259V261H54L52 263V261L50 263L52 264H86V262H89L90 263V258H92V254H93V250H96V252H94V254L96 253V257L92 258L91 262L92 264H108L107 262V259L105 257V255L107 257H109L111 254H112V250L110 252V254L108 253V251L111 249L109 248L108 246H106V248L108 247L109 250L106 251L107 254H102L101 255V252L103 250V248H101L104 244V241L105 239H103L102 241H99L97 242L96 239H93L92 237H88V238H91V239H88L86 240L83 236V238L87 241L84 242L83 240L79 239L81 237L78 238V235L77 236H74L76 233H73L75 231H70L71 228H74L75 224H80L82 225L81 227L84 228L82 229V231L84 232L83 234H86L87 235V223L91 222L95 228L97 227V229H101V227L105 226V225H109L110 223L109 222H106V223H102V219L101 221L98 220V218H96V211H100V212H103L101 211L102 210V204L101 203H92L90 202L89 200V203L87 204V206L84 208L81 207V208H76L74 209L73 208V211L70 210L71 207H69V209L66 211L64 207V205H60V209L62 210V208L64 210L60 211H55V210H51L50 212V216L51 218H59L60 220H62L64 222V224H59V225H51L49 226V228L45 225H47V223L45 225H43V222L42 224H38L34 221V219H32V217H30L32 220H31V223H30V219H27L30 223V225L28 224V221L26 223V221H23V218H22V224H18V222L20 221V210L22 208H24L23 206L26 204L25 201L23 202ZM153 201V200H152ZM229 201V200H228ZM259 201V203H260ZM41 202V201H40ZM39 202V204H40ZM68 202V201H67ZM76 202V201H75ZM98 202V201H97ZM125 202V201H124ZM194 202V201H193ZM196 202V201H195ZM253 202V201H252ZM257 202V201H256ZM33 203V201H32ZM58 203V202H57ZM72 203V202H71ZM74 203V202H73ZM107 203V202H105ZM128 203V202H127ZM163 203V201H162ZM227 203V201H226ZM258 203V202H257ZM257 204V205H260V204ZM51 204V203H50ZM76 203H74L75 205ZM112 204H109V205H112ZM203 204V203H202ZM225 204V202H224ZM255 204V203H254ZM253 204V205H254ZM35 205V204H34ZM42 205V204H41ZM41 205H38L40 207H42ZM45 205V203H44ZM58 205V204H57ZM82 205V204H81ZM105 205V204H104ZM107 205V206H109ZM189 205V204H188ZM26 206V205H25ZM28 206V205H27ZM33 206V204H32ZM31 206V208H32ZM46 206V205H45ZM106 206V207H107ZM30 206L27 207V209H29ZM36 207V206H35ZM48 207V206H46ZM80 207V206H79ZM129 207V206H128ZM229 207V206H228ZM260 207V206H259ZM26 208V207H25ZM24 208V209H25ZM104 208V207H103ZM109 208V207H108ZM111 208V206H110ZM133 208V207H132ZM136 208V207H135ZM134 208V210H135ZM33 209V208H32ZM44 209V208H43ZM53 209V208H52ZM57 209V208H56ZM107 209V208H106ZM113 209V207H112ZM130 210H133L131 208H129ZM262 209V208H261ZM34 210V209H33ZM32 210V211H33ZM108 210V209H107ZM120 210V211H119ZM133 210V211H134ZM198 210V209H197ZM29 211V210H28ZM125 211V210H124ZM133 211H131L133 213ZM137 211V210H136ZM135 211V212H136ZM190 211V210H189ZM199 211V210H198ZM201 211V210H200ZM262 211V210H261ZM34 212V211H33ZM130 212V213H131ZM134 212V213H135ZM139 212V211H138ZM209 212V210H208ZM254 212V210H253ZM263 212V211H262ZM24 213V212H23ZM27 212H25L26 214ZM108 212H106L105 214H107ZM122 213V212H120ZM129 213V214H130ZM133 213V214H134ZM159 213V212H158ZM38 214V213H37ZM166 214V213H165ZM200 214H203L202 212ZM161 215V214H160ZM217 215V214H216ZM26 216V215H24ZM29 216V214L27 215ZM40 216V215H38ZM100 216V215H98ZM116 216V215H115ZM121 216H124V217H132L131 215L128 216V213H125V214H122ZM119 217L120 219L123 218V217ZM34 217V216H33ZM41 217V216H40ZM171 217V216H170ZM174 217V216H173ZM257 217V215H256ZM37 218V217H36ZM39 218V217H38ZM51 218L48 219L51 221ZM108 218V217H107ZM115 218V217H114ZM263 218V217H262ZM133 219V217H132ZM264 219V218H263ZM54 220V219H53ZM113 220V219H112ZM119 220V219H118ZM126 221L128 219H125ZM169 220V219H168ZM39 221V220H38ZM61 221V222H62ZM104 221V220H103ZM106 221H109V219ZM126 221L124 222H120V225L121 223H125ZM153 221V220H152ZM155 221V220H154ZM159 221V220H158ZM3 222V221H2ZM33 222V223H32ZM53 222V221H52ZM56 222V220H55ZM79 222V223H78ZM117 222V221H116ZM135 222V221H133ZM4 223V222H3ZM25 223V224H24ZM113 223V222H112ZM132 223V221H131ZM140 223V222H139ZM143 223V222H142ZM148 224L150 223L147 222ZM156 223V222H155ZM170 223V221H169ZM57 224V223H56ZM114 224V223H113ZM118 224V223H117ZM153 224V223H152ZM152 224L150 226H152ZM160 224V223H158ZM165 224V222H164ZM168 224V223H167ZM166 224V225H167ZM184 224V223H183ZM61 225V226H60ZM90 225V224H89ZM119 225V226H120ZM135 225V223H134ZM149 225H145V226H149ZM153 225H156V224H153ZM163 225V223H162ZM185 225V224H184ZM6 226V227H5ZM16 226V227H15ZM45 226V227H44ZM53 226V227H52ZM74 226V227H73ZM122 226V225H121ZM127 226V225H126ZM137 223H136V228H137ZM158 226V225H157ZM157 226H154V229L155 230H158V229H162L159 225V228H155ZM176 226V225H175ZM114 227V226H113ZM123 227V226H122ZM139 227V226H138ZM163 227V226H162ZM164 227H166L164 225ZM174 227V226H173ZM213 227V226H212ZM215 227V226H214ZM217 227V226H216ZM222 227V226H221ZM77 230L79 228V226L77 227ZM106 228H108V226H106ZM112 228V227H111ZM115 228V227H114ZM130 228V227H129ZM153 228V227H152ZM179 227H177V229L174 227V229H176V231H172V227H170L169 231H172L171 234H170V240L172 241H175L176 237H178L180 235V229H178ZM2 229V228H1ZM57 229H61L62 232L65 234V232L67 231H70L72 234H73V239L72 240H67V239H61L59 235V238H57L56 236H58V231L60 232L61 230H58ZM80 229V228H79ZM121 229V228H119ZM126 229V227H125ZM145 229V228H144ZM149 229V231H153L150 230V228H147ZM147 229H145V231L149 232ZM167 229V227H166ZM172 229V230H171ZM214 229V228H213ZM136 230V229H135ZM168 230V229H167ZM57 231V233H56ZM124 231V230H123ZM122 231V232H123ZM126 231V230H125ZM140 231H141V228H140ZM168 231V232H169ZM207 231V230H206ZM212 231V230H211ZM216 231V230H215ZM226 231V230H225ZM230 231V230H229ZM3 232H5L3 230ZM66 232V233H67ZM79 232V231H78ZM81 232V231H80ZM113 232V231H112ZM143 232V231H142ZM146 232V233H147ZM150 232L147 234V235H144L143 233V237L142 235H140V240L142 238V240L144 241V238H146L147 240V237H149L150 235ZM213 232V231H212ZM61 233V232H60ZM71 233H68V234H71ZM154 233V232H153ZM155 233L158 235V233L155 231ZM183 233V231H182ZM3 234V233H2ZM71 234V235H72ZM116 234V233H115ZM132 234V233H131ZM167 234V233H166ZM169 234V233H168ZM186 234V233H185ZM197 234V233H195ZM208 234V233H207ZM211 234V232H210ZM221 234V233H220ZM223 234V233H222ZM219 235V237H221L220 239L222 240L223 236ZM229 234V233H227ZM55 235V237H53ZM101 235V234H100ZM114 235V234H112ZM111 235V237H113ZM124 235V234H123ZM134 235V234H133ZM163 237L164 235L161 234ZM182 235V234H181ZM215 235V234H214ZM226 235V234H224ZM66 236V235H65ZM64 236V237H65ZM91 236V235H89ZM119 236V235H118ZM129 236V235H128ZM146 236V237H145ZM151 236V240H156V238L152 239V234L150 235ZM156 236V235H154ZM160 237L158 236V238H163V237ZM195 236V235H194ZM197 236V235H196ZM205 236V235H204ZM209 236V235H208ZM218 236V235H216ZM214 236V237H216ZM3 237V236H1ZM71 237V236H70ZM100 237V236H99ZM103 237V236H102ZM117 239L118 237L115 236ZM120 237V236H119ZM122 237V236H121ZM132 237V236H131ZM130 237V238H131ZM166 235H165V240L166 239ZM180 237V236H179ZM183 237V236H182ZM202 237V236H201ZM210 237V236H209ZM231 237V236H230ZM55 238V239H54ZM82 238V239H83ZM105 238V237H104ZM114 238V237H113ZM159 238V239H160ZM168 238V237H167ZM181 238V237H180ZM218 238V237H217ZM262 238L264 237H261V241H262ZM93 239V240H92ZM102 238L100 237V240ZM132 239V238H131ZM135 239V238H134ZM183 239V238H182ZM181 239V240H182ZM210 239V238H209ZM112 240V239H110ZM108 239H106V241H110ZM114 240V239H113ZM120 240H123V237L122 238H119L118 241L119 243L122 241ZM138 240V241H140ZM150 240V241H151ZM179 239H177L176 241H178ZM198 240V239H197ZM206 240V239H205ZM219 240V239H218ZM264 240V239H263ZM117 241V240H116ZM130 241V240H129ZM126 244H128V242ZM157 241L159 242V240L157 239ZM157 241H155V246H157ZM161 241V240H160ZM168 241V240H167ZM194 241V239H193ZM199 241V240H198ZM90 244H89V243ZM125 242V241H124ZM145 242V241H144ZM144 242H141L140 241V244L144 243ZM148 242V241H147ZM145 242V243H147ZM197 242V241H196ZM209 242V241H207ZM216 242V241H215ZM214 242V243H215ZM108 243V242H105V244ZM111 243V241L109 242V244ZM112 243H114L113 245H115V242L112 241ZM134 242H132L131 245H133ZM138 243V242H136ZM144 243V244H145ZM150 245L149 247L153 246L151 244V242H149ZM161 243V242H160ZM158 243V248L161 247L162 250L165 251V249L162 248L165 247L164 245L161 246V244H164L163 242L160 244ZM180 241H179V244H176L174 243V245L176 246V248L180 245ZM186 243V242H184ZM212 243V242H211ZM262 243H264L262 241ZM0 244H4V241L0 240ZM104 244V245H105ZM118 244V243H116ZM124 244V243H123ZM142 246V248L140 249H143V248H147L146 245ZM148 244V243H147ZM160 244V245H159ZM168 244V243H167ZM173 245V243H171ZM170 244V245H171ZM218 244H219V241H218ZM166 245V244H165ZM171 245V247H172ZM174 245H173V248H174ZM183 245V244H182ZM188 245V244H186ZM217 245V244H216ZM224 245V244H223ZM221 245V246H223ZM258 245V244H257ZM112 246V244H111ZM110 246V247H111ZM119 246H123L122 244H118V247L117 249L119 250ZM126 246V245H125ZM128 246H130L128 244ZM135 247L137 246L136 244L134 245ZM139 246V245H138ZM139 246V247H141ZM144 246V247H143ZM152 247L153 248H155ZM169 246V244L167 245V247ZM189 246V245H188ZM187 246V248H188ZM194 246H196L194 244ZM209 246V244L207 245ZM91 247H93V250L91 251V255L89 256V253H90V250H91ZM124 247V246H123ZM135 247H128V248H135ZM147 248L149 250H146L147 251H151L152 249L151 248ZM167 247H165L167 249ZM192 247V246H191ZM197 247V246H196ZM202 247V246H201ZM200 247V248H201ZM225 246H223L224 248ZM258 247V246H257ZM264 247V246H263ZM105 248V246H104ZM121 248V247H120ZM126 247H124V250H125ZM172 248V249H173ZM174 248V249H176ZM186 248V246L184 247ZM186 248V249H187ZM206 248V247H205ZM113 249V248H112ZM115 249V247H114ZM136 249V248H135ZM139 249V250H140ZM151 249V250H150ZM157 248H155L154 250H156ZM160 249V250H161ZM171 249V248H170ZM169 249V250H170ZM170 250V252L167 251L168 254L171 255V251L173 252H177L175 250ZM182 249V246L181 248ZM194 249V248H193ZM199 249V248H198ZM208 249V247H207ZM206 251L205 252H209V251ZM212 249V247H211ZM210 249V250H211ZM219 249H220V246H219ZM218 249V250H219ZM228 249V248H227ZM226 249V251H227ZM116 250V249H115ZM122 250V248H121ZM120 250V251H121ZM123 250V251H124ZM126 250H129L131 252H133L132 250L130 249H126ZM125 250V251H126ZM145 249H143L144 251ZM179 250V249H178ZM189 250V249H188ZM188 250H186L188 252ZM197 250V249H196ZM202 250V248L200 249ZM242 250V249H240ZM104 251V253H105ZM117 251V250H116ZM114 252L113 253H116L115 254V259L116 258V255L117 252ZM158 251V249H157ZM181 251V250H180ZM193 251V250H192ZM223 251V250H221ZM257 251V249H256ZM119 252V251H118ZM128 252V251H127ZM155 252V251H154ZM163 252V251H162ZM182 252V251H181ZM201 252V251H200ZM224 252V251H223ZM239 252V251H238ZM248 252V251H247ZM263 252V251H262ZM122 253L119 252V255L123 256ZM125 253V252H124ZM129 253V252H128ZM126 253L127 257L131 254L129 253ZM138 253V252H136ZM142 253V252H141ZM149 253V252H147ZM152 252L149 253V255H151ZM166 253V255H167ZM179 253V252H178ZM203 253V252H202ZM222 253V252H220ZM257 253V252H256ZM15 254V253H14ZM66 254H72L71 257H68L66 259ZM135 254V253H133ZM157 254V253H156ZM173 254V253H172ZM196 254V253H195ZM200 254V253H199ZM205 254V253H204ZM204 254H200L199 256H202L205 258V256H203ZM224 254V253H223ZM244 254V252H243ZM247 254V253H246ZM251 254V253H250ZM31 255V256H29ZM69 255V256H70ZM75 255V256H74ZM104 255V257H103ZM114 255V254H113ZM125 255V257H126ZM137 255V254H135ZM146 255V254H145ZM154 255L155 253H153V260L152 261H155L154 260ZM165 255V256H166ZM169 255V256H170ZM232 255V254H231ZM249 255V254H248ZM89 256V260L88 258L86 259V257ZM112 256V255H111ZM111 256L109 257L110 259L114 258ZM129 256V257H130ZM133 256V255H132ZM139 256V255H138ZM148 256V255H147ZM165 256H163L162 258L161 257H158V259H163L162 261L164 262L165 260ZM169 256H167L169 258ZM174 256V255H173ZM235 256V255H234ZM258 256V255H257ZM64 257V258H63ZM126 257V259H127ZM136 257V256H135ZM133 257V258H135ZM172 257V256H171ZM170 257V258H171ZM186 257V256H184ZM247 257V256H245ZM63 258V260H62ZM105 258V259H104ZM121 258V257H120ZM124 257H122L121 261H123ZM131 258V257H130ZM148 258V257H147ZM173 258V257H172ZM180 258V256H179ZM194 258V257H193ZM195 258H198L197 256ZM200 258V257H199ZM207 258V256H206ZM205 258V260H207ZM235 258V257H234ZM251 258V257H250ZM262 258L263 255H262ZM129 259V258H128ZM156 259V258H155ZM158 259L155 261L157 264L158 262H161V261H158ZM160 259V260H161ZM187 259V258H186ZM185 259V261H186ZM203 259V258H202ZM201 259V260H202ZM230 259V258H229ZM243 259V258H242ZM258 259H259V256H258ZM1 260V259H0ZM60 260V261H59ZM84 260H88V261H84ZM118 260V259H117ZM136 260V259H134ZM145 260V259H144ZM149 260V259H147ZM172 260H176V259H172ZM171 260V262H172ZM178 260V259H177ZM198 260V259H197ZM199 260V261H201ZM212 260V258H211ZM210 260V261H211ZM214 260V258H213ZM219 260V259H218ZM239 260V259H237ZM252 260V259H251ZM33 261V260H32ZM62 261V262H61ZM110 261V260H109ZM138 261H139V258H138ZM152 261H149L147 262L148 263H152ZM184 261V260H183ZM188 261V260H187ZM186 261V262H187ZM223 261V260H222ZM250 261V260H249ZM255 261V260H253ZM57 262V263H56ZM127 262V261H125ZM124 262V263H125ZM129 262H132L131 259L129 260ZM135 262V261H134ZM170 262V259L169 261ZM176 262V261H175ZM177 262H180V261H177ZM217 262V261H216ZM235 262V261H234ZM48 263V262H47ZM87 263V264H89ZM114 263L118 264L116 261H114ZM133 263V262H132ZM131 263V264H132ZM139 263V262H138ZM150 263V264H151ZM174 263V262H172ZM184 263V262H183ZM189 263V262H187ZM192 263V262H190ZM225 263V262H224ZM228 263V262H227ZM236 263V262H235ZM20 264V263H19ZM111 264V263H110ZM126 264V263H125ZM127 264H130V263H127ZM137 264V263H136ZM168 264V263H166ZM170 264V263H169ZM176 264V263H174ZM178 264V263H177ZM186 264V263H185ZM205 264V263H204ZM217 264V263H216ZM233 264V263H232ZM240 264V263H239ZM252 264V263H251Z\"/></svg>",
	"mask_w": 264,
	"mask_h": 264
},
{
	"label": "trees",
	"instance_id": "16d2710c",
	"mask_svg": "<svg viewBox=\"0 0 264 264\" xmlns=\"http://www.w3.org/2000/svg\"><path fill=\"white\" fill-rule=\"evenodd\" d=\"M246 49L250 52L260 54L264 59V39L263 38H258L256 40L250 42L246 46Z\"/></svg>",
	"mask_w": 264,
	"mask_h": 264
},
{
	"label": "built area",
	"instance_id": "2783aa9c",
	"mask_svg": "<svg viewBox=\"0 0 264 264\" xmlns=\"http://www.w3.org/2000/svg\"><path fill=\"white\" fill-rule=\"evenodd\" d=\"M262 30V29H261ZM264 30V29H263ZM260 32V31H259Z\"/></svg>",
	"mask_w": 264,
	"mask_h": 264
}]
</instances>
